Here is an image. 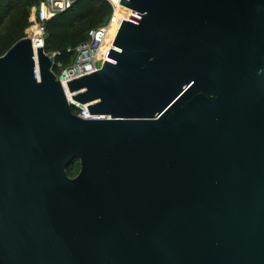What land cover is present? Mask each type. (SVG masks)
I'll return each mask as SVG.
<instances>
[{
  "label": "water",
  "instance_id": "obj_1",
  "mask_svg": "<svg viewBox=\"0 0 264 264\" xmlns=\"http://www.w3.org/2000/svg\"><path fill=\"white\" fill-rule=\"evenodd\" d=\"M120 2L67 91L0 55V264H264V0Z\"/></svg>",
  "mask_w": 264,
  "mask_h": 264
},
{
  "label": "trees",
  "instance_id": "obj_2",
  "mask_svg": "<svg viewBox=\"0 0 264 264\" xmlns=\"http://www.w3.org/2000/svg\"><path fill=\"white\" fill-rule=\"evenodd\" d=\"M28 3L22 0H0V50L5 52L15 41L23 37L22 30L27 25ZM111 12L109 3L105 0H77L69 9L55 15L47 21V35L44 50L48 45L58 44L63 50L56 52L55 62L67 64L71 59V52L67 48L74 47L86 37L85 33L76 28L73 30V21L76 15L81 18L105 20ZM104 20V21H105ZM103 21V22H104ZM102 22V23H103ZM99 25V24H98ZM1 55V54H0ZM56 66V65H54Z\"/></svg>",
  "mask_w": 264,
  "mask_h": 264
},
{
  "label": "built area",
  "instance_id": "obj_3",
  "mask_svg": "<svg viewBox=\"0 0 264 264\" xmlns=\"http://www.w3.org/2000/svg\"><path fill=\"white\" fill-rule=\"evenodd\" d=\"M77 0H40L39 4L33 9L31 17V27L34 31L28 32L26 36L31 39L34 49L37 46L44 48L45 38L47 35V21L55 15L69 9ZM111 7V12L107 19L94 27L88 29L86 37L81 40L74 47L67 48L71 52L70 62L63 64L60 62L55 63L56 66L61 68L59 74L55 73L67 91V80L78 77L80 75L89 73L96 69L94 59L99 53L98 50L102 43H104V36L110 26L115 21L113 16L117 9L118 4L127 8V5L120 2V0H105ZM131 9V8H130ZM55 54V53H54ZM68 101L71 103L72 112L83 118H102V115L89 113L87 108L88 103L81 104L71 98V94L67 93Z\"/></svg>",
  "mask_w": 264,
  "mask_h": 264
},
{
  "label": "rangeland",
  "instance_id": "obj_4",
  "mask_svg": "<svg viewBox=\"0 0 264 264\" xmlns=\"http://www.w3.org/2000/svg\"><path fill=\"white\" fill-rule=\"evenodd\" d=\"M22 2H25L26 4L28 3V18H27V25L23 28L22 30V36H26L28 33V29L31 27L30 21H31V17L33 15V9L39 4L40 0H22ZM33 18V17H32ZM105 20V17H101L100 19H94L93 17L90 18H81V16L76 15L74 17V21L73 23V30L76 28H80V30H82L83 33H85L86 29L91 26V25H98L101 24L103 21ZM63 47L62 46H58V44H54L53 46L48 45L45 49V52L49 55H52L58 51H62ZM4 52L0 50V54H3ZM53 71L57 74L60 73L61 68L58 66H54L53 67ZM80 161L78 159L74 160L73 162H71L66 169V172L68 174V176L70 177H74L78 174L79 170H80Z\"/></svg>",
  "mask_w": 264,
  "mask_h": 264
},
{
  "label": "bare ground",
  "instance_id": "obj_5",
  "mask_svg": "<svg viewBox=\"0 0 264 264\" xmlns=\"http://www.w3.org/2000/svg\"><path fill=\"white\" fill-rule=\"evenodd\" d=\"M34 27H30L29 29H28V32H32V31H34Z\"/></svg>",
  "mask_w": 264,
  "mask_h": 264
}]
</instances>
